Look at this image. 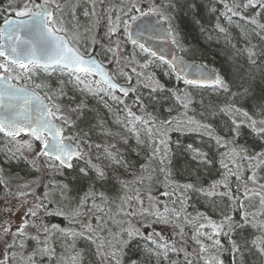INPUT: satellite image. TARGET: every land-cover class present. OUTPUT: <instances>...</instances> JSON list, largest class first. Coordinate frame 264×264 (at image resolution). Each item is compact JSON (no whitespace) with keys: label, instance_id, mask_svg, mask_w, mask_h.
<instances>
[{"label":"snow or ice","instance_id":"6c2138e0","mask_svg":"<svg viewBox=\"0 0 264 264\" xmlns=\"http://www.w3.org/2000/svg\"><path fill=\"white\" fill-rule=\"evenodd\" d=\"M12 4L9 0L14 18L5 16L0 26V134L6 138L7 161L23 160L37 176L13 192L0 168L4 201L11 205L7 211L15 216L23 210L18 222L0 224V264H42L43 258L69 264L57 256V240L71 248L70 264H84L77 240L94 246L100 264H224L221 236L228 239L233 264H264V177L258 173L264 170V151L252 153L236 142L244 128L264 142V0H215L208 9L215 16L213 31L236 53L227 70L182 56L169 60L163 50L149 46L163 39L188 51L176 20L181 12L195 17L197 0ZM194 22L201 24L198 17ZM233 28L245 48L233 42ZM239 56H245L246 64H239ZM157 67L184 87L163 83L155 75ZM142 89L148 90L146 96ZM89 97L107 110L115 131L88 104ZM197 103L200 110L193 114ZM156 105L170 115L161 118ZM217 118H224L230 139L217 134L211 123ZM173 133H195L224 149L219 152V179L205 186L202 173L210 174L216 159L179 140L173 147ZM93 135L101 142L93 141ZM118 145L137 156L146 154L138 174ZM176 151L195 162L191 182L173 178L170 165ZM48 176L64 180L44 183ZM72 180L86 182L87 191L80 194ZM112 180L119 185L115 197L105 188ZM34 184L44 191L37 194ZM157 185L168 202L153 195ZM189 194L215 205L221 219L189 213ZM218 199L226 201L223 208ZM53 216L68 226L45 221ZM210 248L214 252L207 258L203 254Z\"/></svg>","mask_w":264,"mask_h":264},{"label":"trees","instance_id":"16d2710c","mask_svg":"<svg viewBox=\"0 0 264 264\" xmlns=\"http://www.w3.org/2000/svg\"><path fill=\"white\" fill-rule=\"evenodd\" d=\"M17 0H13V2H16ZM215 2V0H197V3L199 7L196 9V16H190L183 12L179 14L178 19L176 20V24L179 26V31L181 34V38L183 41V45L188 51H181L182 55L194 62L197 63H206L209 68H216L217 70H227L229 69L230 64L233 63V57L236 56V53L234 50L230 48V46L226 45L225 41L222 38H219L217 34L213 31V25L215 22V16H212L209 14L208 9L212 6V4ZM111 3L117 4L118 0H111ZM9 5V0H0V21L3 19V16L1 12H4V8ZM216 7L222 9V5L216 4ZM258 11V9H257ZM11 13V12H10ZM12 15V14H11ZM199 18L201 21V24H196L194 21L196 18ZM81 18V17H80ZM81 23L84 22V18L80 19ZM223 22V21H222ZM204 27L206 29L205 32H201V27ZM209 35H211V38H209ZM232 36H233V42L237 44V48L243 49L246 47V44L244 41L238 40V30L233 28L232 30ZM253 43L257 44V46H260V41L258 38H254ZM130 49L127 50V52L130 54L132 52L131 46H129ZM236 60L239 62V64H246V58L245 56H239L236 57ZM111 67V65H109ZM155 75L158 79H160L163 83H166L167 85L171 87H179L183 88L184 86L182 83H177L174 80H169L168 77L163 75V68L157 67L154 69ZM147 89H142V92L144 95H147ZM206 99H208L206 97ZM88 104L90 106L95 107L98 112L99 116L103 118L104 120L108 121L109 126L113 127V130L115 131V126L111 123V118L109 117L107 110L103 108V106L95 99L88 98L87 100ZM127 103H132V97L130 96L127 100ZM167 103L165 102L164 107H167ZM200 110V106L197 103L195 106V110L193 114H198ZM246 110H248V106L246 105ZM156 111L161 116V118L167 117L170 114L166 111H164V108H162L160 105H156ZM95 115V113H93ZM171 115H175V113H172ZM214 128L217 131V134L225 136L226 138H231V133L228 131V128L224 126V118H217L213 121H211ZM93 141L95 142H101L98 138V135H93L92 137ZM172 140H173V147H175V141L179 140L182 144H192L193 147L202 148L204 151H209L210 155H212L217 163H215L212 172L209 173H202L203 176V182L204 185L207 186L209 183H211L214 179H219V172L222 171L220 169L218 160H219V152H223L224 149H217L214 142H210L207 137H201L195 133L187 134V135H180L178 133L172 134ZM237 144L246 146L249 148L250 152H259L264 151V142L260 141L259 139L254 138V136L251 134V132L244 128L242 131V135L239 136L237 139ZM130 144L132 147H135V141H130ZM118 147L121 148V151L124 153V155L131 161L133 165V171L135 173H139L140 167L142 164L146 163L145 159V153L141 152L139 156H137L135 151H131L127 148V146L118 145ZM6 148L1 146L0 144V168H3L5 179L9 180V187L13 192L17 190V186L24 182V181H31V178H36L37 174L29 168V165L26 164L23 160H12L11 162H8L5 156ZM93 153L95 154V149H93ZM83 163V162H81ZM195 162L190 160V157L187 153H184L183 151H176L172 158V164L170 165L172 172H173V178L178 181L179 183H187L191 182L193 179L192 176L189 175V172L194 168ZM122 171V170H121ZM258 173L260 176L264 177V170H258ZM122 178H124L122 176ZM128 179H131V175L126 177ZM49 179H55L58 181H63L64 178L60 176H48L44 177V183H47ZM161 179L163 177L161 176ZM73 184H76L77 187L80 189V194H83L84 191H87L88 185L86 182L76 181L72 180ZM33 188L37 192V194H40L44 191V188L41 185H33ZM106 191L109 196L115 197L117 193L119 192V185L116 184L114 180L109 181L108 184L105 186ZM105 190V189H102ZM162 189L159 185L156 186V188L153 189V195L160 199L162 202H168V197L160 195V192ZM4 194L5 189L3 185H0V224H4L6 220L13 217H20L22 215V211L20 213H17L15 216H13L11 213L7 211V208L11 205L6 204L4 201ZM75 195V194H74ZM190 199L188 201V212L195 215L197 211L203 212L206 215H208L211 219L219 221L221 219V216L219 214V211L217 210L216 206L211 204L209 201L204 200L201 197H198L196 194H189ZM226 201H220L217 200V203L220 205L221 208L224 207V203ZM12 204H15L16 201L12 200ZM234 216L236 213H232ZM45 221L48 223H56L62 225V222L67 223L66 220H64L61 217H45ZM157 230H160V226H156ZM146 232H151V229H145ZM188 235H191V228L186 229ZM166 232V231H165ZM221 243L224 245V251L220 253V259L223 260L224 264H233V258L232 255L227 249L229 248L228 239L224 236L220 237ZM31 242H29L30 244ZM71 244V241L68 242ZM208 245L211 244V242H207ZM28 244V245H29ZM62 241L57 240L53 243V247L56 248L57 256H63L64 259H66L67 255H72L71 248H68L67 250L61 246ZM194 246V245H193ZM195 247V246H194ZM76 249L80 250L82 252H85L84 257V264H100L98 261V258L95 256V249L94 246L89 245L87 242L83 240H77L76 242ZM214 250L210 248L208 253H204L203 255L206 257L207 254L211 255L213 254ZM40 257H37V260H40ZM181 261L183 260V255L179 258ZM49 260L47 258H43L42 264H49ZM52 263V262H51ZM197 264H203L202 260H199Z\"/></svg>","mask_w":264,"mask_h":264},{"label":"water","instance_id":"95a60500","mask_svg":"<svg viewBox=\"0 0 264 264\" xmlns=\"http://www.w3.org/2000/svg\"><path fill=\"white\" fill-rule=\"evenodd\" d=\"M9 18H14V17L10 16ZM2 25L3 22L0 23V26ZM149 46L152 47L154 50H163L165 57L168 58L169 60H171L173 56H181L180 52L170 42H165L163 39L154 40L149 44ZM185 61L188 60L185 59Z\"/></svg>","mask_w":264,"mask_h":264},{"label":"rangeland","instance_id":"374dc122","mask_svg":"<svg viewBox=\"0 0 264 264\" xmlns=\"http://www.w3.org/2000/svg\"><path fill=\"white\" fill-rule=\"evenodd\" d=\"M21 2H22V0L19 1V3H21ZM17 3H18V0H17L16 2H13L12 7L14 8V7L16 6ZM5 13H7V14L10 13L9 5H7V7L4 8V12H1V14H5ZM22 139H26V137H22ZM0 141H2L1 138H0ZM36 149H38V148H37V145H36ZM26 155H27V153H26ZM159 200H160V199H159ZM9 219H12L13 222L15 223V222H18V221L20 220V217H18V218H17V217H13V218H9ZM6 221H7V220H6ZM62 225H63V227H67V226H68V224L65 223V222H62ZM164 234L167 235V234H168L167 231H166ZM207 242H210V241H207ZM28 247H29V249H30V248L32 247V243H30V244L28 245ZM66 257H67V258H66L65 260H67V261L69 262V264H70V257H71V255H67ZM206 257H210V255L207 254ZM202 262H203V261H202Z\"/></svg>","mask_w":264,"mask_h":264},{"label":"flooded vegetation","instance_id":"af4514ba","mask_svg":"<svg viewBox=\"0 0 264 264\" xmlns=\"http://www.w3.org/2000/svg\"><path fill=\"white\" fill-rule=\"evenodd\" d=\"M97 10L99 11L100 9L98 8ZM78 15H79V17L84 18V17L82 16V9L78 11ZM81 18H80V19H81ZM66 19H67V18H66ZM69 27H71V25H69ZM99 34H100V35L103 34V28L100 29ZM81 48H82V50H83V45H81ZM128 49H130V48H129V45L127 46V50H128ZM53 79H54V78H53ZM54 81H55V79H54ZM120 81H121V82H124L122 79H121ZM55 83H56V82L53 83V87H55Z\"/></svg>","mask_w":264,"mask_h":264}]
</instances>
